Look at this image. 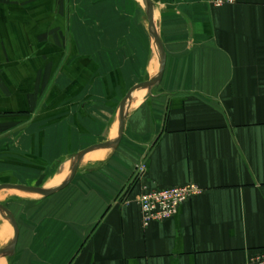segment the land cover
I'll return each mask as SVG.
<instances>
[{
	"label": "crops",
	"instance_id": "1",
	"mask_svg": "<svg viewBox=\"0 0 264 264\" xmlns=\"http://www.w3.org/2000/svg\"><path fill=\"white\" fill-rule=\"evenodd\" d=\"M152 1L161 83L133 101L119 147L90 152L106 155L66 189L0 190L19 226L0 264H243L264 252V0ZM159 68L143 1L0 0V184L38 182L115 137L121 101ZM188 183L201 192L144 224L145 193ZM13 236L0 211V248Z\"/></svg>",
	"mask_w": 264,
	"mask_h": 264
},
{
	"label": "water",
	"instance_id": "2",
	"mask_svg": "<svg viewBox=\"0 0 264 264\" xmlns=\"http://www.w3.org/2000/svg\"><path fill=\"white\" fill-rule=\"evenodd\" d=\"M145 8H146V14L149 21V31L152 39L154 42H156L157 49L159 51L160 56V68L157 73L152 78H149L147 80H144L133 87L129 89L125 97L120 103L119 106V113H120V126L118 133L115 137H112L106 141H101L98 143H94L82 151L78 152L72 163V167L70 169L69 176L59 185L54 187H46V186H40V185H34V184H28V183H22V182H13V183H1L0 184V190L4 188H15L19 189L24 192L37 194L42 197H50L64 189H66L74 180L76 175L78 174V171L80 167L82 166L84 160L86 159V156L94 151V150H100V149H117L124 137V132L126 129V123H127V117L130 112V108L134 101L135 93L140 89H146V88H155L157 87L164 76V72L166 69V62H167V53L164 47V44L162 42L159 30L156 26V23L154 21V2L152 0H142ZM0 211L2 212L5 217L8 218V220L12 223L14 227V236L12 239L2 248H0V256L3 255H13L16 251L18 238H19V226L16 219L15 214L13 211L3 202L0 201Z\"/></svg>",
	"mask_w": 264,
	"mask_h": 264
},
{
	"label": "built area",
	"instance_id": "3",
	"mask_svg": "<svg viewBox=\"0 0 264 264\" xmlns=\"http://www.w3.org/2000/svg\"><path fill=\"white\" fill-rule=\"evenodd\" d=\"M214 6L233 4L236 0H210ZM146 169L145 164L139 166V171ZM201 192V188L195 183L183 186H173L163 189H155L145 193L140 199L142 219L145 225L154 221H164L172 218L180 205L188 201L192 196ZM243 264H264V252L256 254L250 261Z\"/></svg>",
	"mask_w": 264,
	"mask_h": 264
},
{
	"label": "rangeland",
	"instance_id": "4",
	"mask_svg": "<svg viewBox=\"0 0 264 264\" xmlns=\"http://www.w3.org/2000/svg\"><path fill=\"white\" fill-rule=\"evenodd\" d=\"M155 88H146V89H140V90H138L137 92L139 93V92H145V93H147V92H151V91H153ZM106 154H104V155H101V156H98V157H96L95 159H99V158H101V157H104ZM87 159H93V160H95L93 157H86V160ZM66 164V163H65ZM63 165L64 164H62L58 169H57V171L56 172H53V173H46V174H43L41 177H39V181L38 182H30V183H28V184H34V185H42V186H49L50 184H53V183H55L57 180H59L60 179V176H62V171H63ZM50 174V175H49ZM25 193H27V194H24V197H34L33 195H37V194H29L28 192H25ZM32 195V196H31ZM37 196H39V197H41L40 195H37Z\"/></svg>",
	"mask_w": 264,
	"mask_h": 264
},
{
	"label": "bare ground",
	"instance_id": "5",
	"mask_svg": "<svg viewBox=\"0 0 264 264\" xmlns=\"http://www.w3.org/2000/svg\"><path fill=\"white\" fill-rule=\"evenodd\" d=\"M139 1H142V0H139ZM155 44H156V42H155ZM156 47H157V45H156ZM158 73V72H157ZM144 96H145V92H136V94H135V96H134V100H140V101H142L143 100V98H144ZM118 133V132H117ZM99 154H106V152H101V153H98V154H88V156H93V158L95 159L96 157H98V156H94V155H99ZM88 156H86V157H88ZM91 158V157H90ZM63 171H62V176H60V179L59 180H57L55 183H53V184H50L49 186H46V187H49V188H51V187H54V186H57V185H59L60 183H62L68 176H69V174H70V166L66 163V164H64L63 165ZM19 195V194H18ZM9 226V225H8Z\"/></svg>",
	"mask_w": 264,
	"mask_h": 264
}]
</instances>
